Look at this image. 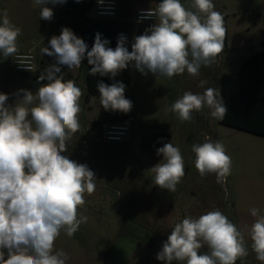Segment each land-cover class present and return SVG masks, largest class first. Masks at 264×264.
I'll return each mask as SVG.
<instances>
[{
    "label": "clouds",
    "instance_id": "9594fccd",
    "mask_svg": "<svg viewBox=\"0 0 264 264\" xmlns=\"http://www.w3.org/2000/svg\"><path fill=\"white\" fill-rule=\"evenodd\" d=\"M48 3L62 5L66 0H33V6L40 8V19L50 21L54 13L45 6ZM153 17L156 22L134 37L131 51L123 34L113 49L99 33L89 51L83 39L64 27L48 47L40 49L55 58L38 78L47 83L35 94L20 89L15 95L22 98L14 105L7 104L8 94L0 93V264H66L70 257L55 249V241L61 232L74 236L88 221L79 210L85 194L95 191V173L63 154L81 127L83 93L73 80H64L63 67L79 69L86 56L92 66L90 75L115 77L131 63L141 74L171 79L185 72L198 76L202 66L211 67L224 51L225 18L215 10L213 0H161L154 9L142 11L141 19ZM21 35L22 29L10 21L7 10L0 13V54L15 57L32 71L33 57L18 54ZM206 83L202 80L200 86ZM97 89L104 110L127 113L132 109L122 82H99ZM205 108L211 118L223 120L227 108L218 88L200 94L185 91L169 111L183 123ZM192 151L200 176L215 174L218 183L226 182L232 160L222 141L205 138L193 144ZM157 155L163 159L151 169L155 184L174 193L185 175L181 149L168 142L157 149ZM250 213L255 218L247 229L250 248L264 264V211L252 208ZM204 247L207 251L201 252ZM248 255L245 233L215 209L176 223L156 258L164 264H236Z\"/></svg>",
    "mask_w": 264,
    "mask_h": 264
},
{
    "label": "rangeland",
    "instance_id": "374dc122",
    "mask_svg": "<svg viewBox=\"0 0 264 264\" xmlns=\"http://www.w3.org/2000/svg\"><path fill=\"white\" fill-rule=\"evenodd\" d=\"M117 2L120 32L126 36L125 46L131 51L134 37L156 22H134L135 10L149 6L150 2L157 5L161 0ZM213 3L225 18L226 37L224 51L211 67L202 66L198 76L185 72L168 79L150 72L141 74L129 64V100L133 107L127 113L115 112L129 123V133L121 142H107L103 137L109 122L99 132L92 126L104 108L99 96L86 89L83 60L79 69L67 68L83 94L81 127L68 141V150L63 154L88 165L95 173L96 188L91 195L85 194V204L79 210L88 217L87 223L81 224L74 236L61 232L55 241V249H63L70 257L66 264H164L156 257L174 225L185 217H199L215 209L245 233L249 255L236 264H262L250 248L247 229L255 219L250 209L264 211V137L219 124L210 117L207 108L194 112V119L183 123L169 111L185 91L200 94L209 87L219 89L222 74H235L244 58L261 49L264 0H213ZM4 10L10 21L22 29L17 41L19 53L31 51L38 65L43 57L40 49L49 46L57 9H52L50 21L40 19V8L34 7L31 0H0V13ZM37 20L42 23L34 25ZM202 80L207 81L203 87ZM40 86L32 73L23 77L13 69L12 57L0 54V93L8 94V105L22 98V94L15 95L20 89L35 94ZM156 134H162L166 143L178 146L184 157L185 175L174 193L154 181L151 169L163 157L140 150L142 138ZM205 138L222 141L231 157V174L224 183H218L215 174L200 176L195 168L192 146ZM205 251L206 247L201 249Z\"/></svg>",
    "mask_w": 264,
    "mask_h": 264
},
{
    "label": "trees",
    "instance_id": "16d2710c",
    "mask_svg": "<svg viewBox=\"0 0 264 264\" xmlns=\"http://www.w3.org/2000/svg\"><path fill=\"white\" fill-rule=\"evenodd\" d=\"M94 0H66L64 4H57V13L54 22V31L51 36H59L62 28H70L74 34L83 39L90 51L97 33L101 34L102 39L109 41L108 47L115 49L120 32L119 18L116 20H100L87 17ZM261 49L253 53L242 61L236 75H222L219 83L221 97L227 108L222 121L217 120L221 125L228 126L237 130L264 137V39L261 42ZM83 62L86 65L85 84L89 93L99 96L97 84L103 82L111 85L122 82L125 85V97L130 99V75L128 67L120 71L117 76H101L100 74L90 75L91 65L88 64L87 57ZM55 63L54 57L43 55L38 64V69L33 72V78L39 80L40 74L44 69ZM23 77H28L31 73H20ZM64 80H73L67 71V67L62 68ZM74 81V80H73ZM46 84L47 81H40ZM104 110L92 121V126L99 131L108 122L120 121L121 118L115 114ZM127 115H124V118ZM166 143L162 134L150 137H143L140 143L142 152H150L157 157V149Z\"/></svg>",
    "mask_w": 264,
    "mask_h": 264
},
{
    "label": "built area",
    "instance_id": "2783aa9c",
    "mask_svg": "<svg viewBox=\"0 0 264 264\" xmlns=\"http://www.w3.org/2000/svg\"><path fill=\"white\" fill-rule=\"evenodd\" d=\"M33 3V0H31ZM51 9H57L58 5H53L48 3L45 5ZM156 6V2H150L149 6L140 7L135 10L133 14V20L136 23L142 22H153L155 18L149 19H141L142 11H146L149 9H154ZM87 17L91 19H100V20H116L119 18V8L117 0H94L93 4L87 13ZM21 56L31 55L33 57L31 69L32 71L27 70L23 67L19 61L12 57V66L13 69L18 73H33L38 69V65L36 63L35 56L31 51L18 53ZM129 123L127 119L109 122L107 127L103 131V137L107 142H121L123 141L129 133Z\"/></svg>",
    "mask_w": 264,
    "mask_h": 264
},
{
    "label": "crops",
    "instance_id": "0c3cea01",
    "mask_svg": "<svg viewBox=\"0 0 264 264\" xmlns=\"http://www.w3.org/2000/svg\"><path fill=\"white\" fill-rule=\"evenodd\" d=\"M55 17H56V15L54 16V22H55ZM37 23H38V24H41V23H42V20H37V21H35V22H34V25L37 24ZM53 31H54V30H53ZM53 31L50 33L49 36H52ZM261 48H262V47H261ZM258 51H259V50H258ZM258 51H256V52H258ZM254 53H255V52H254ZM252 54H253V53H252ZM252 54H250V55H252ZM250 55H248L247 57H249ZM247 57H246V58H247ZM246 58H244V59H246ZM244 59H243V60H244ZM243 60H242V61H243ZM242 61L240 62V64L242 63ZM240 64H239L238 67H237L238 69H239ZM237 68H236V69H237ZM238 69H237V71H238ZM237 71H235V74H233V75H231V76L236 75ZM222 75H229V74L224 73V74H222ZM220 78H221V77H220Z\"/></svg>",
    "mask_w": 264,
    "mask_h": 264
}]
</instances>
